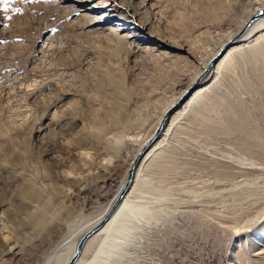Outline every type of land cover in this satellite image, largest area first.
I'll use <instances>...</instances> for the list:
<instances>
[{"label": "rangeland", "instance_id": "rangeland-1", "mask_svg": "<svg viewBox=\"0 0 264 264\" xmlns=\"http://www.w3.org/2000/svg\"><path fill=\"white\" fill-rule=\"evenodd\" d=\"M116 1L113 30L86 25L58 0H0V264H51L96 221L144 136L228 35L264 5ZM128 9L146 24L143 37L118 30ZM125 33L133 42L118 49ZM149 33L158 39L145 41ZM234 61L207 90L202 102L212 109L204 114L216 117L237 105L261 146L243 151L235 135L204 131L196 113L201 104L194 103L139 165L121 220L86 242L80 254L86 264H239L243 252L263 253L264 239L251 246V233L264 221V86L254 62L241 54ZM110 73L123 76L127 97L112 86ZM98 123L106 127L102 136ZM19 172L61 192L53 201L63 207L59 218L41 232L21 220Z\"/></svg>", "mask_w": 264, "mask_h": 264}, {"label": "bare ground", "instance_id": "bare-ground-1", "mask_svg": "<svg viewBox=\"0 0 264 264\" xmlns=\"http://www.w3.org/2000/svg\"><path fill=\"white\" fill-rule=\"evenodd\" d=\"M113 1L115 2L116 0H58V3L61 4L60 6L67 7L68 9H70L74 15H78L79 17L85 19L86 25L98 24L101 27L107 26V27H104L106 29L111 28L113 30H116V27H113V25L110 23L114 19H119L118 11H117V13H115V10H116L115 4H117V1L115 4H112ZM129 7H131V6H129ZM100 8L102 9V13L97 12V11H99ZM137 14H136V12L128 9L126 16H124V18H120L121 22L120 23L117 22L119 24V26H122V27L118 28V30L120 29L122 31H125L126 29H134V30H136L135 35H137L138 37H141V36L143 37L142 33H145V31L147 30V28H146L147 26L144 23L138 24L135 22V20L137 18ZM260 27H263V29H264V16L254 20L253 22H251L248 26V29L245 31V33L240 38L235 40V42H233L219 56V59L217 60V62L213 66H211V68L209 70L206 71V73L202 77V80L200 81V83L186 97V100L184 102H181L179 105L176 106V104L179 102V100L183 97L186 90L181 92V94L178 97H176L175 101L171 104V106L168 109H166L165 112L160 116V118L158 120L159 122L162 119V117L164 116V114L168 110L172 109L171 114L166 121V125L163 129V132L159 135V137H157L156 141L150 146V148L145 152V154L142 155L141 160L139 161V164L135 168L136 174L134 176V179H133L131 185L129 186L128 191L126 192V195L119 202L117 208L113 211L110 218L106 221L107 223L102 228H100V230H98L95 233V235L101 234L105 231L112 230V228L116 225V223L121 220V217L124 214V212L126 211V208L129 207L128 206V204H129L128 196L132 190L131 188L134 187L133 186L134 180L136 181V177H138V174L140 172V170H139V168L141 166L140 164H143L147 155L150 154L154 150V148L158 144H160V142L164 141L163 140V139H165L163 137V134H165L164 130L167 131L168 128L171 127L170 126L171 123H173L174 120L176 118H178L180 115H182L186 110L191 108L194 103L201 104L199 106V109L198 110L195 109V110H197L196 113L199 117H202L205 119V122L203 124L204 127H202V129L204 131L213 129L214 131L222 133V134L226 133V134L235 135L234 137H236L237 144L239 147L242 148L243 151L245 150L248 152L251 150H255V148L261 146V144L263 142L258 141V139H257L259 132L255 128H252L250 125L247 124L250 122H248V118H247L248 116H247L246 112L244 113V116H243V115H240L238 111H236L237 105L236 106L232 105L228 109L226 107L227 110L224 114H220L216 117L209 118L208 116L206 117V115L204 114V111L209 109V108L212 109V102L211 103L202 102V100L206 96L207 90H210L212 88L211 86H213L215 84V80H216L218 73L224 67L229 68V69H232V68L234 69V66H235L234 59L237 55H240V54L245 59L250 60V61L255 63L256 69L259 71L260 82H262V84L264 86V45L259 43V41L261 39L260 37L264 35V30L259 33L258 31H259ZM236 33L229 34L227 39L230 40L232 38V36L235 35ZM131 36H132V34L129 35L126 33L120 35L119 36L120 39H118L119 40L118 41L119 45L117 46L118 49L124 48L127 41L129 43L133 42V40H131V38H132ZM152 38L158 39V37L154 33H149L148 37L144 38V40L145 41L147 39L151 40ZM222 44H221V46H222ZM147 46L149 47L150 44ZM150 48H152V45L150 46ZM216 54H217V51L213 54V56ZM211 59H212V57H211ZM211 59L206 60L204 62L202 67L199 69V71H198L199 73L195 77L194 82L196 81V79L199 76H201V73L205 70L206 66L208 65V63ZM212 73L213 74L215 73V75L211 76V79H209L206 82L207 78ZM109 79L112 83V86L115 88V90L118 91L120 93V95L127 97V95L129 94V90L127 88H125V82H124L123 76L121 74L115 75V74L110 73ZM194 82H192V84ZM215 100H218V99H215ZM222 101H224V100H222ZM224 102H226V101H224ZM115 105H116V107H118L119 110H122L121 106L118 103ZM227 105H229L228 102H227ZM216 107H215V109H216ZM212 111L213 110H211V112ZM214 112H216V111H214ZM240 112H242V111H240ZM198 116H196V117H198ZM96 126H97V132H98L97 135L102 136V134H104V131L106 130V127L102 124H99V123ZM150 135L151 134L144 136V141L142 142V144L146 141V139ZM25 144H26V142H25ZM139 148L140 147H138V149ZM137 150L134 152V155L131 158L129 165L132 162V160L134 159ZM20 162L22 164H24L23 161H20ZM19 173L20 174L17 173L18 177L20 176V177L24 178L23 179V186L21 187V189H22L21 192L23 194V198H24L23 202L24 203H22L21 206L23 205V209L25 210V215L23 216V218L21 220L23 221L24 224H26V226L27 225L31 226L32 229L35 231V233L41 232L44 229H46L47 227H49L51 225V223L55 222L59 218L60 211H62L63 207L62 208H56L55 204H53V201H54V199L62 196L61 192L59 189L54 188L52 186H50V187L49 186H45V187L42 186L41 187L39 185H36L35 184L36 182H32L30 179H28V177L24 176V173H22V172H19ZM126 177H127V175L125 176L123 181L119 184V187H118L117 191L115 192L114 196L120 190V187L125 182ZM114 196H113V198H114ZM262 197H264V196H262ZM112 199L108 202V204L104 208V210L98 215L96 221H94L93 223L83 227V229L79 231L78 236L76 238L71 240L67 245L65 244L66 246L64 245V247H62L63 249L61 250V252H60V250H59V252H58V250H56V252H58V253L52 255L53 257L51 260L49 259L51 264H66L69 261V259L72 257V254L76 248L77 243L79 242V237L81 236V234L84 233L91 226L95 225V223L105 214V211L109 207V204L112 201ZM261 203H262V205L264 204L263 202H261ZM260 211L262 212L263 210H260ZM257 213H259V211ZM255 216L256 215H254V217ZM95 235H93L92 237H94ZM251 237H252L251 246L257 245L256 241H259V240L262 241L264 239V221L262 223L254 226L253 232L251 233ZM246 252H243L240 254V256L238 258L239 264H264V251H262L263 253L261 255H259V257H257V258L249 256ZM82 255H80L79 259L75 262V264H86L85 261H83ZM49 261H47V262H49Z\"/></svg>", "mask_w": 264, "mask_h": 264}, {"label": "water", "instance_id": "water-1", "mask_svg": "<svg viewBox=\"0 0 264 264\" xmlns=\"http://www.w3.org/2000/svg\"><path fill=\"white\" fill-rule=\"evenodd\" d=\"M264 16V5L259 7L256 11H254L245 21L243 26L239 29V31L232 36L230 40L223 43L220 49L217 51V54L212 57V59L209 61L208 65L206 66L205 70L201 73V76H199L196 81L186 89V92L184 93L183 97L179 100V102L176 104L179 105L181 102H184L186 100V97L192 92V90L200 83L202 80V77L205 75L206 71L213 66L217 60L219 59V56L233 43L235 40L240 38L245 31L248 29V26L251 22L254 20L261 18ZM171 110H168L160 122L158 123V126L156 127L155 131L146 139V141L140 146V148L137 150L134 159L130 163L128 169H127V177L125 179V182L120 187V190L117 192V194L114 196L112 201L109 204V207L105 211V214L95 223V225L91 226L89 229H87L84 233L81 234L79 237V242L76 245V248L72 254V257L69 259V261L66 264H75V262L79 259L80 254L88 241L90 237L95 235V233L100 230L107 222V220L110 218L113 211L117 208L119 202L124 198L126 195V192L129 189V186L131 185L134 176L136 174L135 168L139 164V161L141 160V157L145 152L150 148V146L156 141L157 137L163 132V129L166 125V121L168 117L171 114Z\"/></svg>", "mask_w": 264, "mask_h": 264}]
</instances>
